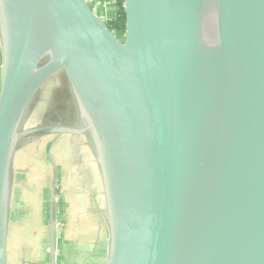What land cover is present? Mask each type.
<instances>
[{"label": "water", "instance_id": "1", "mask_svg": "<svg viewBox=\"0 0 264 264\" xmlns=\"http://www.w3.org/2000/svg\"><path fill=\"white\" fill-rule=\"evenodd\" d=\"M123 10L120 39L88 0H0V264L15 155L46 134L92 150L103 264H264V0ZM56 75L44 122L22 131ZM67 105L78 127L45 121Z\"/></svg>", "mask_w": 264, "mask_h": 264}, {"label": "crops", "instance_id": "2", "mask_svg": "<svg viewBox=\"0 0 264 264\" xmlns=\"http://www.w3.org/2000/svg\"><path fill=\"white\" fill-rule=\"evenodd\" d=\"M52 135H54L53 139L52 137L46 139L50 144L49 151L51 153L48 151L45 158L51 165H49L50 167H55L57 172L56 185L58 187L52 185L50 188L54 202L52 211L49 213V220L51 219L53 223L51 227L53 233L57 225L55 222L61 221L62 227L60 228L59 226L61 233L59 238L62 240L63 256L66 258L63 264H103L107 253L108 230L105 223L102 183L97 165L94 162V155L87 140L81 135ZM78 138L80 139L79 142ZM41 141V138L38 139L36 141L37 145L39 144L40 146ZM14 184L11 195L10 220L12 214L15 213L14 223L17 224L21 214L26 215V212L22 211V206H16V203L12 210ZM19 185L20 189L16 188L18 191L15 196V202L19 199L20 203L22 198L30 197L31 195L26 192L28 190L26 183L21 182ZM48 188L47 184L42 187L39 193L40 198L44 194V190H48ZM56 199H58V202ZM21 217L24 219L25 216L22 215ZM49 220L46 223L48 228ZM34 253L37 254V257L45 255L40 248ZM8 260L9 253L7 256ZM21 261V264L26 262L36 264L33 260L24 262L21 258Z\"/></svg>", "mask_w": 264, "mask_h": 264}, {"label": "rangeland", "instance_id": "3", "mask_svg": "<svg viewBox=\"0 0 264 264\" xmlns=\"http://www.w3.org/2000/svg\"><path fill=\"white\" fill-rule=\"evenodd\" d=\"M111 2L89 0L88 4L100 17H102V19L106 21L108 17L114 15L116 11V5L113 4L114 2L111 4ZM115 33L120 39L123 38L121 32ZM59 76L60 75H56L54 79L49 82L45 92L40 97L41 101L28 113L22 124V131L40 125L39 115L41 113L42 115L43 113L45 115L54 89L60 86ZM53 136L54 135L52 134L42 136L43 138L41 137L42 141L40 146L36 143L38 137H34L32 140H29L23 148L18 150L15 155V176L13 178L15 184L12 197V210L16 203V206H22V211H25L26 215L21 214V216H25L24 219L20 216L18 223L15 224V213L12 214L8 232V264H21V258L24 262L26 260H33L36 264H52L53 262L55 264H63L66 259L63 256L62 240L59 238L61 234L59 226L60 228L62 227L61 221L55 222L57 227L55 226V232L53 233L51 230L53 223L51 219L49 220V213L52 211L54 202L50 188L52 185H56L57 172L54 166L50 167L51 165L45 157H47V152L50 150V144L46 139H50L51 137L53 139ZM49 153L51 152L49 151ZM21 182L28 185V190L26 192L31 196L25 197L26 199L22 198L19 203V199L15 202V196L20 189L18 186H20L19 184ZM46 184L49 188L48 190H44V194L40 198L39 193L41 192L42 187ZM17 187L18 190H16ZM56 187H58V185H56ZM56 200L58 202V199ZM36 210L38 211L34 212ZM47 220H49V228L46 227ZM38 248L45 253L44 256L37 257V254L34 253V251L37 252Z\"/></svg>", "mask_w": 264, "mask_h": 264}, {"label": "flooded vegetation", "instance_id": "4", "mask_svg": "<svg viewBox=\"0 0 264 264\" xmlns=\"http://www.w3.org/2000/svg\"><path fill=\"white\" fill-rule=\"evenodd\" d=\"M54 97V96H53ZM51 114V116H47L46 117V119H45V121L47 120V122L48 123H51V124H55V122H56V119L57 118H60L61 120L60 121H62V122H64V124H66V125H75L76 127H78L77 125H79V123H78V117H77V112H76V110H75V108L72 106V105H67V107L66 108H63L62 109V114L59 116V117H57L56 115H55V113H49V115ZM39 117H40V122H39V124H41L42 122H44L43 121V118H44V116L42 115V113L39 115ZM51 118V119H50ZM43 136H45V135H43ZM46 136H48L47 134H46ZM40 138L42 137V136H39ZM40 138H37L36 139V141H38V139H40ZM79 139V138H78ZM76 141V140H75ZM80 141V139L78 140V142ZM25 264H31V263H29V262H26Z\"/></svg>", "mask_w": 264, "mask_h": 264}, {"label": "trees", "instance_id": "5", "mask_svg": "<svg viewBox=\"0 0 264 264\" xmlns=\"http://www.w3.org/2000/svg\"><path fill=\"white\" fill-rule=\"evenodd\" d=\"M100 1H113L116 5L115 14L107 19V23L110 29L114 32H124V10H123V0H100Z\"/></svg>", "mask_w": 264, "mask_h": 264}]
</instances>
